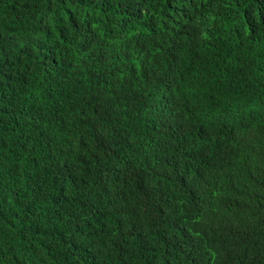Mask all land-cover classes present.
Returning <instances> with one entry per match:
<instances>
[{
  "label": "trees",
  "instance_id": "1",
  "mask_svg": "<svg viewBox=\"0 0 264 264\" xmlns=\"http://www.w3.org/2000/svg\"><path fill=\"white\" fill-rule=\"evenodd\" d=\"M0 264H264V0H0Z\"/></svg>",
  "mask_w": 264,
  "mask_h": 264
}]
</instances>
